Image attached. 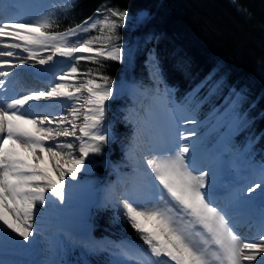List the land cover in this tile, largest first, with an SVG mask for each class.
Returning a JSON list of instances; mask_svg holds the SVG:
<instances>
[{
  "label": "snow or ice",
  "instance_id": "snow-or-ice-1",
  "mask_svg": "<svg viewBox=\"0 0 264 264\" xmlns=\"http://www.w3.org/2000/svg\"><path fill=\"white\" fill-rule=\"evenodd\" d=\"M58 7L68 11L73 0ZM14 11L0 0V229L28 242L36 235L38 207L63 204L69 178L76 180L109 142L105 117L115 90L101 69L104 61L124 60L118 30L129 13L98 8L93 17L61 31L56 9L34 19L13 17ZM81 61L96 67L81 70ZM22 66L59 72L46 89L9 98L7 78ZM240 99L237 94L234 103ZM195 135L161 137L141 157L155 193L146 201L125 196L118 207L147 247L129 242L118 246L119 254L132 264H264V217L258 239L250 242L236 231L210 197L209 173L189 156L192 147L184 141ZM259 188L256 183L247 192Z\"/></svg>",
  "mask_w": 264,
  "mask_h": 264
},
{
  "label": "trees",
  "instance_id": "trees-1",
  "mask_svg": "<svg viewBox=\"0 0 264 264\" xmlns=\"http://www.w3.org/2000/svg\"><path fill=\"white\" fill-rule=\"evenodd\" d=\"M46 1L56 9L57 30L61 31L93 17L98 8L127 9L128 21L118 30L124 60L104 61L101 69L113 85L120 81L132 50L131 73L143 92L150 91L143 61L146 51L154 48L164 80L176 88L178 98L185 97L200 118L215 120L220 129L231 116L237 134L231 142L232 154L242 157L250 141L254 144L246 146L247 154L264 159V0H73L68 11L58 7L64 0ZM141 12L148 14L143 22L138 20ZM79 67L86 70L96 65L81 61ZM237 94L241 99L234 103ZM107 105L105 122L112 131L108 145L117 152L118 144L128 141L129 127L121 119L125 108L115 99ZM101 175L96 168L95 177L102 179ZM91 220L95 235L108 228L137 239L127 221L112 223L107 211H95ZM78 250L70 259L78 257Z\"/></svg>",
  "mask_w": 264,
  "mask_h": 264
},
{
  "label": "rangeland",
  "instance_id": "rangeland-1",
  "mask_svg": "<svg viewBox=\"0 0 264 264\" xmlns=\"http://www.w3.org/2000/svg\"><path fill=\"white\" fill-rule=\"evenodd\" d=\"M28 2L33 7L36 17L47 12L48 6L46 7L45 4L41 0H28ZM142 13H146V12H142ZM140 14L138 15V18ZM147 16L145 18H147ZM131 55H132V50L128 54L129 61H131ZM24 70L25 69L23 68H16L12 70L14 72L16 71L14 81L18 82V86H19V83L21 82L20 79L24 80L27 78L26 76H28V75H25ZM12 87L13 89L15 88V86L12 84H9V83L6 84L7 89H11ZM114 90H115L116 96H121V94L124 92V88L120 85L114 88ZM164 90H167V88L160 87V93L155 91L152 96L153 97L157 95L161 96V93L162 94L165 93ZM168 98L170 97H166L163 99L154 97L153 100L156 105L149 98L148 104L151 109H149L148 107L144 108L142 112L143 118L146 119L148 115L154 116L152 112H157V113L160 112L161 111L160 107L164 105V101H166ZM144 104L145 102H143V106ZM179 105L182 106L181 109H183V111L188 116V118H186L184 123L181 125H184L185 122L188 120L194 119L196 121L195 124L187 122L186 128L184 127L181 128V131H185L184 129L189 130L187 132L194 131L196 135L190 137V139L197 140L198 145L201 146L205 133L207 131H203L202 128H200V123L197 120V117L193 111H191L190 109H188L187 107L181 104ZM139 111L135 112L132 118L137 128H140L141 131L140 133H138V136L134 138V144L127 151L126 156L132 163H138L141 161L140 164H142L143 161L141 157L144 155L142 153L143 151L142 147L145 149L147 146L145 137H144V131L146 130L147 132H150L151 134L156 133V131L150 123L145 121L143 118H140ZM149 112L151 113L149 114ZM190 139L184 142L188 143L189 141H191ZM147 151L145 150V153L147 152L148 154L150 151L149 150ZM233 166L235 167V170H234V174H235L238 167L236 165H233ZM88 170L89 168L86 167L84 172H88ZM234 174L232 175H233L234 180H236L237 178L234 176ZM136 176H137V179L139 180L144 179V177L138 174ZM261 181L264 182V178L261 179ZM148 187L151 190H153L150 181H148ZM80 190L85 191L84 196L88 200L92 199L94 202V200L97 199L96 192L92 191L91 193V191L87 189V186H84V185H79V186H74V187L68 186L66 189L67 195H66V199L64 203L66 202L73 203V204L75 203L74 206L71 204V206L68 209L63 210L62 205L64 203L61 204L59 203V201H56L55 203L50 202L46 206L38 207L36 225H35L37 229L36 235L33 238H31V240L28 242L23 241L22 238L17 236L15 233H12L10 230L5 231L3 229H0V249L7 250V252L9 253L8 254L9 255L8 259H10L9 264H16V263L22 264L24 262L25 264H64L67 261L68 252H69L67 245H64V244L59 245L58 239L68 238L69 233L76 230L78 227L76 226L77 224L76 222L78 221L77 219L80 218V215L86 217L91 207V204L88 205V203H86L85 200L82 201V200H79L80 197H76V194ZM103 203H105V200L103 201ZM225 210H226V207H225ZM228 211H231V210H228ZM118 213L120 215V210ZM112 257H113L114 264H127V262L119 254L117 249H116V253L112 255Z\"/></svg>",
  "mask_w": 264,
  "mask_h": 264
},
{
  "label": "bare ground",
  "instance_id": "bare-ground-1",
  "mask_svg": "<svg viewBox=\"0 0 264 264\" xmlns=\"http://www.w3.org/2000/svg\"><path fill=\"white\" fill-rule=\"evenodd\" d=\"M5 4H11L15 11L11 13V15L13 17H20L23 19H34L36 18L35 16V11L33 9V7L31 6V4H29L28 0H4ZM148 67H149V72H150V78L153 82H157L160 79L159 76V72H158V68L156 63L150 58V61L148 63ZM19 68H23L25 69L26 74H30V72L32 70L35 69H41V73L47 78V80H49V83L47 85L50 84V82L53 79V75L54 73L59 72V68L56 69H50L48 67H28V66H22ZM18 70V69H17ZM22 70V69H20ZM14 75L9 76L7 78V83L12 84L15 82V73ZM19 76V75H18ZM27 77V76H26ZM25 77V78H26ZM24 79V78H23ZM20 81H22L20 79ZM18 85V84H17ZM16 85V89L11 88V89H7V96L13 97L15 95H19L22 94V90L24 89V86L27 85V83L25 81H22L21 84L19 83V86ZM37 85V81H33V86ZM10 86V85H9ZM8 86V87H9ZM46 86V85H44ZM40 86H38L39 88ZM46 89V87H42L40 90ZM37 90V89H36ZM0 98H3V95L0 94ZM44 103V102H42ZM146 112V111H145ZM151 112H149L150 114ZM152 114H154V116H150L148 115L146 117V119L149 120V122L154 126V128L157 131V136L155 137V139L150 138L149 139V144H155V146H152L151 149H153L154 147L157 146L156 141L159 140V138L164 137L166 139H168L169 141L174 140L176 137L177 132L179 133H187V131H181V128L183 127V124L185 119L187 118L185 112L178 106L176 105L170 98H168L166 101H164V105L161 106V111L160 112H152ZM189 140V139H188ZM187 141V140H186ZM188 144L191 145L192 147V151L189 153L190 158H194L196 166L203 170V171H207L209 173L208 176H210L211 174H213L215 171H218L219 168L222 165V161L220 158V154L223 151V144H224V138L221 137L219 138L211 147L207 148V149H199L196 148L194 145L196 144L194 141H189ZM150 151V150H149ZM141 162V161H140ZM140 162H138V167H144L143 162L142 164H140ZM136 166V168H138ZM259 175V174H263L261 172V166L260 167H253L251 169L250 172L248 173H242L241 179L240 181L236 182V183H232L231 185H229L228 187H226L227 190V194H229V190L232 188L231 193L232 196L230 197V201L233 200L235 202V204L241 203V202H248L251 200H254L255 198H258L257 194H249L246 190L247 186L244 185L246 180L245 178L249 175ZM140 186V183H133L129 186V188L131 190L137 189ZM212 189H208V192L211 191ZM111 194V201L113 202L114 206L118 207V201L122 200L123 198L120 197L117 193H110ZM238 197L237 199L236 196ZM211 197V196H210ZM212 199V197H211ZM141 200V199H139ZM227 200V203L225 202ZM142 201H146V199L142 200ZM229 201V196L226 197V199L222 202H220L219 204L221 206H219L220 208H223L225 210V207L227 206ZM232 201V202H233ZM223 204V205H222ZM247 207L243 208L240 210V213L238 214V216L243 215L246 216L250 211L251 208H249L246 212ZM227 213L230 212L228 210H225ZM237 216V217H238ZM86 235L81 234L80 238H85ZM251 242V240H250Z\"/></svg>",
  "mask_w": 264,
  "mask_h": 264
},
{
  "label": "water",
  "instance_id": "water-1",
  "mask_svg": "<svg viewBox=\"0 0 264 264\" xmlns=\"http://www.w3.org/2000/svg\"><path fill=\"white\" fill-rule=\"evenodd\" d=\"M68 264H78V263L73 262V263H68ZM80 264H90V263L88 262L86 258H83Z\"/></svg>",
  "mask_w": 264,
  "mask_h": 264
}]
</instances>
